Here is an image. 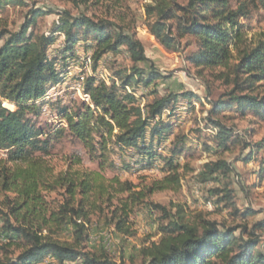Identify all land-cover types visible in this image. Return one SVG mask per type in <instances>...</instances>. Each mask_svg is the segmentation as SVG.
<instances>
[{
	"label": "trees",
	"instance_id": "16d2710c",
	"mask_svg": "<svg viewBox=\"0 0 264 264\" xmlns=\"http://www.w3.org/2000/svg\"><path fill=\"white\" fill-rule=\"evenodd\" d=\"M10 3L24 4V0H0V6ZM262 7L264 0H239L236 7L232 0H153L146 6L149 31L167 50L178 51L182 39L191 36L200 43V50L191 58L196 66L224 68L218 77L231 89L213 102L209 117L215 125L217 146L223 151L230 150L234 137L232 128L217 118L223 111H240L242 116L251 111L264 121V93L258 91L264 86V31L252 34L241 22ZM41 13L40 9L33 10L19 31L0 30V40L4 41L0 47V150H8V157L0 159V190L6 194L3 203L9 209L6 215L9 219L3 227L5 235L0 241V264H31L46 256H53L58 264L79 258H84L85 264H116L90 252L87 246L93 213L103 210L102 203L109 208L116 196L109 193V183L98 171L69 168L56 172L37 154H49L51 137L29 115L40 113L34 101L44 99L47 91L61 80L56 58L50 56L56 36L30 32ZM112 28L86 14L73 15L65 10L57 32L65 36L64 55L74 52L81 36L94 35L95 61L107 53H118L122 47H127L135 63L150 61L138 37ZM160 77L159 72L147 73L138 68L120 86L88 77L85 91L95 108L82 103L75 113L65 114L69 132L93 156L97 155L95 158L101 159V170L109 163L115 147L135 152L148 162L146 165L163 158L166 162L163 171L167 174L149 187V193L179 190L183 180L180 169L193 172L190 164L182 165L179 160L188 144L187 136H178L170 154L165 156L158 153L155 142L160 147L172 133V125L164 118L165 111L179 109L176 105L181 98L189 100L195 94L170 92L143 108L128 91L134 79L149 85ZM4 101L11 104L5 106ZM14 105L16 110H12ZM80 162L78 158L75 164ZM231 172L227 160L207 161L197 178L204 182L218 181L219 174L226 176ZM117 181L118 191L130 194L120 200L121 208H115L112 221L116 218L117 228L128 233L130 204H139L146 194L133 192L135 185L131 182ZM57 190H64L63 201L52 206L46 195ZM222 192L225 194L221 201L232 198L231 189ZM209 214L199 215L194 222L184 221V216H180L163 227L160 241L141 249L143 264H264V219L251 230L243 226L244 233L237 235L238 228H221L217 221L206 218ZM70 228L72 240L62 239V232ZM13 245L22 249L15 258L9 256Z\"/></svg>",
	"mask_w": 264,
	"mask_h": 264
},
{
	"label": "rangeland",
	"instance_id": "374dc122",
	"mask_svg": "<svg viewBox=\"0 0 264 264\" xmlns=\"http://www.w3.org/2000/svg\"><path fill=\"white\" fill-rule=\"evenodd\" d=\"M152 2L153 0H24V4L0 6V30L8 28L19 31L32 11L40 9L42 13L30 32L35 35L56 36V42L50 48V56L56 58V68L61 74V80L47 91L44 99L34 101L40 107V113L29 115L38 128L51 137L49 154H37L44 157L56 172L69 168L98 171L105 182L109 183V193L116 196L109 203V208L107 203H102L103 210L93 213L87 246L90 252L116 264H143L141 249L159 242L163 227L178 220L180 216H184V221L194 222L199 215L210 213L206 218L217 221L221 228H238L237 235L244 233L243 226L246 225L251 230L256 222L264 219V121L257 119L251 111L245 116L236 110L223 111L217 118L232 128L234 137L230 140L229 151L218 148L215 125L209 121V117L213 102L231 89L230 85L218 77L224 68L220 65L196 66L191 58L200 50V43L191 36L182 39L178 51L167 50L150 33L147 25L146 6ZM238 2L239 0H232L233 6L236 7ZM65 10L73 15L86 14L96 22L105 24L108 29L113 26L112 29L118 28L135 35L142 41L150 61L135 63L127 47H122L118 53H107L100 61H95L97 45L94 35L81 36L74 52L64 55L65 36L57 30L61 13ZM241 22L250 28L252 34L263 32L264 7L254 11L250 18L241 19ZM3 43L0 40V47ZM136 68L147 73L156 71L162 74V77L149 85L134 79L136 81L128 86V91L136 98V104L143 108L170 92H191L196 96L189 100L181 98V102L176 105L179 109L170 108L165 111L164 118L172 125V133L160 147L155 142L158 153L165 156L170 154V148L178 136L188 137L185 152L179 160L182 165L190 164L193 172L180 169L183 180L179 190L148 192L149 187L167 174L163 171L166 164L163 158H157L151 165H146L148 162L143 161L135 152H125L111 146L114 152L105 169L101 170V159L95 158L97 155L93 156L68 130L66 113H75L82 103L95 108L85 91L88 77L95 76L108 85L116 82L120 86L128 75L136 74ZM258 91L264 93V86ZM8 104L11 103L4 101L5 106ZM16 109L14 105L12 110ZM258 144L261 145L260 148ZM7 157L8 150H0V159ZM78 158L81 162L75 164ZM220 159L229 162L232 172L226 176L219 174L218 181H199L197 174L203 169L204 163ZM117 179L133 183V192L145 191L146 194L139 204H130L128 233L117 228L116 218L112 221L115 208H121L120 200H125L130 194L118 191L120 187ZM225 188L232 190V198L221 201ZM215 190L219 192H214ZM63 193L64 190H57L46 196L51 205L55 206L63 201ZM5 198L6 194L0 190V211L3 212L0 213V241L4 238L3 227L9 219L6 216L9 209L3 203ZM180 210L183 211L179 213ZM249 210L250 213H247ZM11 221L15 223L14 219ZM60 236L64 240H72V229L64 230ZM21 252L22 249L13 245L9 256L15 258ZM31 264L58 262L53 256H46ZM65 264L85 262L84 258H79Z\"/></svg>",
	"mask_w": 264,
	"mask_h": 264
}]
</instances>
